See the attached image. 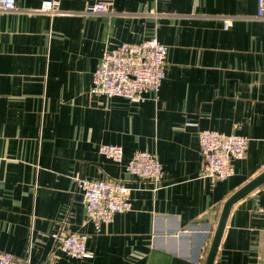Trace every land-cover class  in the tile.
<instances>
[{
  "label": "crops",
  "instance_id": "crops-1",
  "mask_svg": "<svg viewBox=\"0 0 264 264\" xmlns=\"http://www.w3.org/2000/svg\"><path fill=\"white\" fill-rule=\"evenodd\" d=\"M41 2L0 11V251L30 264H204L223 203L264 170L257 0H60L52 13ZM96 2L106 11L85 14ZM153 36L167 47L156 95L90 92L105 48ZM200 129L249 139L230 177L201 176ZM101 143L121 145L122 162ZM137 150L162 164L157 189L125 172ZM74 174L123 180L131 209L97 232ZM60 230L86 235L91 257L64 252ZM213 264H264V184L232 205Z\"/></svg>",
  "mask_w": 264,
  "mask_h": 264
},
{
  "label": "built area",
  "instance_id": "built-area-1",
  "mask_svg": "<svg viewBox=\"0 0 264 264\" xmlns=\"http://www.w3.org/2000/svg\"><path fill=\"white\" fill-rule=\"evenodd\" d=\"M60 0H42L40 11H56ZM15 0H0V11H11ZM103 2L87 4L85 14L105 12ZM256 16L264 19V0H257ZM231 19H223L227 29ZM167 47L153 36L140 43L124 42L103 50L100 61L92 74L90 92L106 98L122 97L130 102H141L146 92L154 95L166 76ZM202 156L201 176L212 181L230 177L234 170L232 161L246 155L249 139L244 135L225 134L212 129L197 131ZM98 152L116 163L123 160V148L119 144L101 143ZM128 175L149 180L157 189L164 178L163 166L154 152L137 150L125 164ZM75 186L80 190L86 216L96 231L109 225L117 213L131 209L130 189L121 179H88L73 175ZM54 242L75 258L91 257L86 246V235L60 230L51 234ZM0 264H30L28 259L0 251Z\"/></svg>",
  "mask_w": 264,
  "mask_h": 264
},
{
  "label": "water",
  "instance_id": "water-1",
  "mask_svg": "<svg viewBox=\"0 0 264 264\" xmlns=\"http://www.w3.org/2000/svg\"><path fill=\"white\" fill-rule=\"evenodd\" d=\"M264 184V170L251 179L249 182L244 184L238 190H236L227 200L223 203L219 218L217 220L211 244L207 253V257L204 264H213L219 243L223 234V230L226 224L227 217L231 210L232 205L246 196L248 193L253 191Z\"/></svg>",
  "mask_w": 264,
  "mask_h": 264
}]
</instances>
